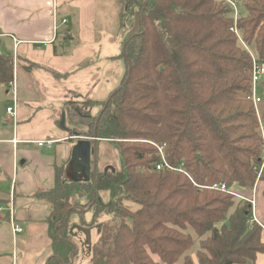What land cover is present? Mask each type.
<instances>
[{
	"label": "trees",
	"instance_id": "1",
	"mask_svg": "<svg viewBox=\"0 0 264 264\" xmlns=\"http://www.w3.org/2000/svg\"><path fill=\"white\" fill-rule=\"evenodd\" d=\"M126 2L138 15L139 31L123 37L114 56L123 62L124 78L96 115L87 114V137L114 143L121 168L98 174L90 168L80 181L73 178L79 165L70 161L69 181H59L57 172L53 188L34 193L50 206L45 264L72 262L68 201L80 193L91 203L100 191H108L102 207L113 219L102 225L91 264L176 263L193 241L167 225L210 233L200 242L199 264H255L256 253L264 252L263 228L251 220L250 203L240 199L228 214L234 196L209 187L224 182L251 190L257 179L264 196V168L257 177L261 137L249 98V51L264 61V0H244L241 11L234 0L236 19L228 0ZM12 75L11 53H0V85ZM258 112L264 119V102ZM156 146L188 175L157 170ZM124 200L137 209L130 213ZM182 264H192L188 255Z\"/></svg>",
	"mask_w": 264,
	"mask_h": 264
},
{
	"label": "crops",
	"instance_id": "2",
	"mask_svg": "<svg viewBox=\"0 0 264 264\" xmlns=\"http://www.w3.org/2000/svg\"><path fill=\"white\" fill-rule=\"evenodd\" d=\"M95 1L0 0V44H17L16 53L33 64L31 69L25 66L26 76L30 74L33 83L39 85L28 96L17 83L15 118L11 119L7 111L0 118V264L47 262L51 254L47 223L50 206L34 193L53 188L57 172L72 157L78 163L72 151L80 139L71 140V130L79 122L71 110L89 99L97 101L92 107L97 112L101 100L90 96L113 84L109 94L120 85L123 62L95 38ZM63 19L66 22L61 23ZM112 63L117 64L114 67ZM69 80L72 82L66 83ZM43 82L51 85L44 86ZM82 85H91L84 97L76 90ZM46 140H52V145L35 143ZM95 148L91 142L90 159ZM232 189L240 194L244 188L234 184ZM11 213L21 228L19 232L13 231ZM255 262L264 264V252L256 253Z\"/></svg>",
	"mask_w": 264,
	"mask_h": 264
},
{
	"label": "rangeland",
	"instance_id": "3",
	"mask_svg": "<svg viewBox=\"0 0 264 264\" xmlns=\"http://www.w3.org/2000/svg\"><path fill=\"white\" fill-rule=\"evenodd\" d=\"M243 2L244 0H240V3H238L239 11H241ZM133 10L135 9H133V7H130L129 4H127L126 0H96L95 1V13L97 15V21H96L97 37L95 38L96 40L100 39L101 42H104L106 44V48H104V50L108 51L109 53L118 54L120 53L121 50V39L123 37L138 33L139 18L138 15ZM131 12L133 13L131 14ZM64 22H66V20L64 19L61 20V23ZM72 40L73 43L77 42V40L74 41V38ZM16 48H17V44L15 42L13 43L12 46L8 45L7 43L0 44V53L3 54L11 53V60L13 62V75L11 81H9L6 85H0V118L1 119L6 115L5 113L6 107L9 104H11L10 92L9 94L5 92L7 89H10L12 87L10 86L9 83H12L11 85H14L15 89L17 88V83H18V87L20 88L24 87V90L27 92L28 96H30L31 93L33 92V88L39 87V85L33 83L30 74L27 75L28 77L26 76L27 70L25 71V66L31 69L33 64L26 61L25 58L17 54ZM116 64L117 63H112L114 67L116 66ZM16 71H19V77L17 78H16ZM123 78L124 76L122 75L121 72L120 80H119L120 84L122 83ZM55 80L59 82L64 81V79H55ZM68 82L71 83L72 80H69L66 83ZM41 84H43L44 86L51 85V83L49 82H47V84H45L44 82ZM112 85L110 86L109 89L113 87ZM58 87H62V86H58ZM105 89L106 88L103 89V92H99L98 94H92L90 98L93 99L96 98L98 100H101L100 102L104 103L109 91V89L107 90ZM76 90L80 91V94L84 97L85 93L87 94L88 92H90L91 85L89 87L88 85H82L80 86L79 89L76 88ZM17 92L18 90L16 89V97H17ZM75 96L77 97V95ZM95 103L97 105L96 100L84 99V102L80 105L82 108L78 106L74 108V110H71V114L73 115L74 118H75V113H79V117L81 118L80 119L78 116L75 118L76 122L78 120L80 121H78L79 124L77 128L71 130V132L72 131L74 132L73 134H71V136H74L71 138V140L75 141L77 139L81 140L85 138H87L88 140L91 139L87 137V133L89 130L88 123H90L91 117L96 115L99 112V110L102 108L101 107L102 105H100L97 112H95V110L92 111V107L93 105H95ZM87 114H90L91 117L89 118ZM91 142L93 143L94 141ZM93 146L96 147L95 149H93L96 151L95 153L92 152L91 154L89 170L91 168L95 170L96 173L98 174L105 171H109L111 169L121 168L120 160H119V152L118 149L114 147V143L110 142L108 139H104L100 141H95V143H93ZM70 161H71L70 163L71 165L76 166L77 162L74 160L73 157L69 160V162ZM67 165L64 168L62 167L60 172H58V180L61 182H67L70 180L69 178H67L66 175ZM78 170L80 172L78 174L75 173L73 178L75 177L80 181H84V176L85 174H87L86 169L84 168V166L79 165ZM260 184L261 182H258V180L256 179L252 189L248 190L244 188L243 190L240 191L241 192L240 195L244 196L245 198L254 199L255 214H256L255 216L258 221L256 225L262 224L264 226V196L261 194ZM80 195H81L80 193L73 194L68 201V204L70 205V208L68 210L69 212L68 217L71 222L69 226V234L71 241L76 248V254L73 255L72 262L70 264H91L90 257H91L92 246L97 242L100 236L102 225L106 222H111L113 219V214L110 213L109 210H106L105 207H102L103 205H107L108 203L109 200L108 191L99 192V196L97 197V200H99L100 202L99 204H95L97 201L95 198L92 199V202L90 203L86 198ZM239 200L240 199L234 197L233 204L229 208L228 214H230L234 210ZM243 201L246 200H242V202ZM122 204L130 211V213L134 212L138 207L137 204H135L130 200H124ZM91 218L93 219L94 222L91 221ZM81 220H84L86 225L82 224ZM89 222H91V224ZM167 226L170 227L171 230L176 231L175 235L180 233L186 236H191V239L193 241V245L185 253H183L181 257L178 259V261L174 264H182L184 255H188L190 257L192 264H199L197 258V252L200 250V242L206 239L210 233H205L201 236H197L189 226H186L185 228H178L171 225H167ZM219 226L220 225L218 224L217 227ZM152 257L154 259L157 258L156 255H152Z\"/></svg>",
	"mask_w": 264,
	"mask_h": 264
},
{
	"label": "built area",
	"instance_id": "4",
	"mask_svg": "<svg viewBox=\"0 0 264 264\" xmlns=\"http://www.w3.org/2000/svg\"><path fill=\"white\" fill-rule=\"evenodd\" d=\"M231 4V6L235 9L234 11V18L236 19L237 15V9H236V3L233 1L228 0ZM242 42V41H241ZM243 44V43H242ZM244 47H246L243 44ZM252 61V67H251V93L249 95V98L251 99L252 105L254 109L256 110L257 115V122H258V130L260 132L261 137V145H262V152H261V162L258 167L257 171V177H259L263 171L264 168V119L261 118L258 109L259 105H261L264 102V95L260 92V86L262 85V82L264 81V61H259L257 58V55L255 53H252L249 51ZM10 86H12L10 89H7V92H10V102L6 107L7 114H9V117L11 119L15 118V105H16V89L14 85H11L12 83H9ZM35 143L38 146H51L53 141L52 140H46V141H35ZM157 147V154L159 156V159L155 163V168L157 170H167V171H175L178 170L179 172H182L185 175H188V173L184 170L183 163L181 162L177 166L172 165L167 161V159L164 156L163 153V147L162 146H156ZM209 188L220 190L226 193L231 194L232 196L246 200L251 205V220L257 221L256 214H255V201L252 198H245L244 196L238 194L235 192L231 187L227 186L224 182H220L217 185L210 186ZM10 222L12 223L13 231L19 232L21 230L18 223L14 221L12 213L10 214Z\"/></svg>",
	"mask_w": 264,
	"mask_h": 264
},
{
	"label": "water",
	"instance_id": "5",
	"mask_svg": "<svg viewBox=\"0 0 264 264\" xmlns=\"http://www.w3.org/2000/svg\"><path fill=\"white\" fill-rule=\"evenodd\" d=\"M90 151L91 141L87 138L79 140L72 151L73 155L77 158L78 163L86 169L87 174L90 165ZM92 220L93 219H91V221Z\"/></svg>",
	"mask_w": 264,
	"mask_h": 264
}]
</instances>
